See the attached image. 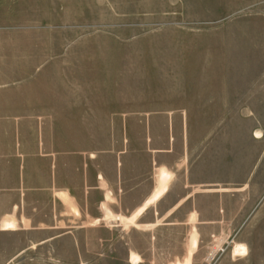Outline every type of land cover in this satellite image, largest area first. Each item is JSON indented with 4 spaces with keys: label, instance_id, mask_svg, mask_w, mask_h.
I'll use <instances>...</instances> for the list:
<instances>
[{
    "label": "rangeland",
    "instance_id": "rangeland-1",
    "mask_svg": "<svg viewBox=\"0 0 264 264\" xmlns=\"http://www.w3.org/2000/svg\"><path fill=\"white\" fill-rule=\"evenodd\" d=\"M149 162L158 186L137 213L190 175L197 217L128 251L133 220L91 183ZM134 252L264 264V0H0V264Z\"/></svg>",
    "mask_w": 264,
    "mask_h": 264
},
{
    "label": "crops",
    "instance_id": "crops-1",
    "mask_svg": "<svg viewBox=\"0 0 264 264\" xmlns=\"http://www.w3.org/2000/svg\"><path fill=\"white\" fill-rule=\"evenodd\" d=\"M127 166L128 168L125 170L123 168L118 169V173L116 172L115 175H112L114 177H109V173L101 172L98 175L94 173V178L97 177L98 180L96 181L95 179L91 183L94 186L91 187V189H99V191H101V198L103 197L104 201L100 199V202L98 203L100 207L110 206V204L105 201L106 191H110V193L115 195V207L118 210H116L117 214L115 215L117 222L121 219L127 221L133 220V225L120 227L121 236H123L121 237V244L123 243V245L127 247L128 251H132L130 249V245L134 244L136 241V237L134 235H138L142 233V231H153L159 228L161 229L162 227L165 228V230H171L176 224H188L187 221L190 219V215L193 216L195 214L197 217L195 201V204L193 203L190 210L185 209L186 206H184L188 202L187 198L192 197L194 200L196 198V191L190 190V193H188L186 188H195L201 186L202 184L201 182L192 179L190 175L182 177L175 175L174 177L172 174L170 179L167 181L165 187L166 189L161 196L154 202L149 201L147 206H145L142 211L137 213V211L143 207L145 203H147L156 190L158 181L155 183L153 180L152 166L150 165V162L148 163V166L144 168L138 166L136 163L132 165L136 166V168L130 165ZM161 167L165 168L169 172V168L164 165ZM176 178L178 179L176 180ZM99 181L104 184L99 183ZM160 202H163L162 209L161 206L157 205L160 204ZM177 215L180 216V219H175ZM162 217L165 222L162 223V225L157 224L156 220H159V218ZM176 220L182 221L176 222ZM135 222H142L144 224L135 225ZM184 241L186 242V245L183 246H189V238L183 240L182 242ZM195 244L196 246L199 244L197 243V238ZM132 254H136L141 259L139 252H134ZM164 258V262L167 264H195V262L200 264L204 259L203 255L192 253L177 255L172 253ZM151 260L147 261V264H151L155 261L153 258ZM232 261L234 262L235 260ZM135 264H145V261L141 259Z\"/></svg>",
    "mask_w": 264,
    "mask_h": 264
},
{
    "label": "bare ground",
    "instance_id": "bare-ground-1",
    "mask_svg": "<svg viewBox=\"0 0 264 264\" xmlns=\"http://www.w3.org/2000/svg\"><path fill=\"white\" fill-rule=\"evenodd\" d=\"M138 262V259L135 257V259L132 260V263L135 264Z\"/></svg>",
    "mask_w": 264,
    "mask_h": 264
},
{
    "label": "built area",
    "instance_id": "built-area-1",
    "mask_svg": "<svg viewBox=\"0 0 264 264\" xmlns=\"http://www.w3.org/2000/svg\"><path fill=\"white\" fill-rule=\"evenodd\" d=\"M210 257H211V258H212V257L214 258V254L211 253V256H210Z\"/></svg>",
    "mask_w": 264,
    "mask_h": 264
}]
</instances>
